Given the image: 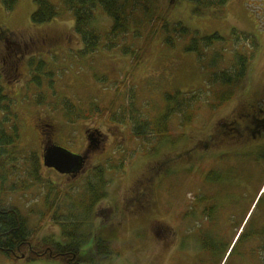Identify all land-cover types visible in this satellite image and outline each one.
Here are the masks:
<instances>
[{
	"label": "rangeland",
	"instance_id": "374dc122",
	"mask_svg": "<svg viewBox=\"0 0 264 264\" xmlns=\"http://www.w3.org/2000/svg\"><path fill=\"white\" fill-rule=\"evenodd\" d=\"M49 2L59 15L48 24H32L31 16L37 8L34 0H17L13 11L4 10L6 13L0 19V25L7 30L9 37L12 35V40L20 45L29 48L30 40L35 44L37 38L45 39L44 44L34 50L30 47L28 51V60L32 57L37 60L33 61L32 70L26 67V58L25 64L18 63L15 83L12 75L0 81L3 94L13 103L11 110L15 119L10 118L8 126L16 123L18 127L17 142L9 161H17L16 174L26 178L22 183L14 181L9 173L0 175V209L17 208L29 232L38 227L37 240L49 237L58 240V222L51 220L50 216L42 219L51 203V215L57 210L58 216L68 215V203L61 202L63 199L56 200L55 189L71 191L70 186L83 183L93 167H105L111 170L105 174L104 198L95 207L93 224L97 229L94 228V234H99L112 252L108 258L95 261V264H182L178 242L184 227L183 180L189 174L197 176L196 162L189 160L184 152L193 146L196 138L204 140L207 136H202L201 132L211 131L216 124L215 112L206 104L214 99L208 94V102L195 105L189 123L172 117L167 123V132L160 135L162 138L149 142L135 138L129 120L119 124L112 122L111 116L115 113L122 115L132 104L135 113L142 121H148L155 133L157 121L166 109V95L177 92L197 94L198 90L205 88L203 82L211 69L203 68L193 53L186 52L188 39L177 38L173 31V25L178 22L197 31L200 36L218 33L229 39L232 28L251 36L256 45L255 56L251 59L247 83L241 85V91L249 80L260 82L264 78V0H228L222 9L205 10L201 14L194 13V4L185 0H138L131 5V29L135 33V23H140L137 29L141 30L140 38L129 35L126 40L121 39L122 44L119 43L115 50L107 51L101 45L92 54L82 53L81 41L72 30L73 16L63 2ZM144 5L149 6L147 18ZM150 16L162 17L168 28L157 30L149 37L151 23L146 21L151 20ZM111 23L101 8H97L95 27L102 38ZM142 26L145 30L141 29ZM169 38L173 45L167 41ZM121 45L141 50L136 66H133L131 56L121 53ZM226 57L230 59V54L227 53ZM39 62H43L44 67L39 71L40 75L36 73L40 76V86L37 87L28 82L36 76L34 72ZM26 83L29 85L25 87ZM254 89L251 99L260 92ZM240 94L243 95L237 92L235 97ZM42 98L44 101H40ZM233 106H227L220 113L221 119H232ZM107 109L110 114L102 120L101 112ZM5 115H0V120ZM44 129L52 133L51 142L46 140L45 146L40 134ZM50 145L79 155L86 153L83 169L79 173L63 175L46 167L42 146L45 149ZM31 155L37 156L39 183L28 179L24 172V160ZM139 182H143L142 185L139 186ZM15 184H18L17 190L11 191L10 187ZM187 186L189 191L196 189L194 181ZM140 191L146 196L136 194ZM133 193L143 201L144 212L129 211ZM78 202L79 198L73 200L74 209L79 208ZM91 240L83 246L82 256H88ZM0 264L63 263L56 259L14 263L0 254Z\"/></svg>",
	"mask_w": 264,
	"mask_h": 264
},
{
	"label": "trees",
	"instance_id": "16d2710c",
	"mask_svg": "<svg viewBox=\"0 0 264 264\" xmlns=\"http://www.w3.org/2000/svg\"><path fill=\"white\" fill-rule=\"evenodd\" d=\"M61 1L73 16L74 24L72 30L81 41L83 54H92L101 45L107 51H112L118 48V44H122L129 35L135 39L141 36V30H137L141 26L140 23L138 25L135 23V33L131 29L133 25L131 24L133 23V8H131V5L133 6V3H137L138 0ZM185 1L194 4L195 8L193 12L196 14H201L205 10L222 9L228 2V0ZM34 2L37 8L31 16L32 24L45 25L59 15L56 7L49 0H34ZM16 3L17 0H3L7 12L13 11ZM147 7L149 6L144 5L145 18L149 17L146 16ZM97 8H101L103 13L112 22L104 38L98 34L95 27ZM146 22L151 23L148 31L149 37L153 36L157 30H166L168 28L166 21L160 16L151 17V20ZM141 29L145 30L143 26ZM173 31L177 34V38L188 39L186 52L193 53L198 61L202 63L203 68H209L211 72L209 74L206 73L207 76L203 82L205 88L198 90L197 94L195 92H177V94L165 96L166 109L163 111L161 119L157 121V131L155 133L152 131L150 123L142 121L140 116L135 113L132 104H130L129 111H125L122 115L112 114V122L123 124L129 120L132 124V133L135 138L143 139L146 142L154 138L161 139L160 135L167 132V123L172 117L179 118L178 120L181 119V122L183 120V122L189 123L192 119V113H194L193 108L198 103L208 102L206 99L208 94L212 96L214 101L206 104L213 111L220 104L231 100L235 96L236 88L246 82L251 59L255 56L254 49L256 45L252 41L251 36L235 28H232L229 39L218 33L200 36L197 31H191L179 22L173 25ZM4 38V41L0 43V81L1 78L7 77L9 79V75H12V81L15 83L17 81L15 76L18 75L17 67L19 62L25 64V59L27 58L26 67H29L30 70L34 68L33 61H37L35 57L28 60V51L30 47L34 50V47H23V44L20 45V43L13 41L7 33H5ZM167 41L173 45L171 38ZM121 47V53L131 56L133 66H136L139 62L137 56L141 50L135 51L131 46L126 45H121ZM227 53L230 54V59L226 57ZM37 65L38 67L34 74L38 73L40 75L39 71L44 67V63L39 62ZM38 75L36 74L33 80L28 83H32L37 87L40 86V76ZM49 76L51 77L52 74L50 73ZM28 83H26L25 87L29 85ZM42 100L44 101L43 98L40 101ZM40 101L38 102L40 103ZM12 105L11 99L3 94V87L0 85V115L4 116L6 114L4 119L0 120V175L3 176L5 173H9L10 176L15 178L14 181L18 182L26 180V178L16 174L18 172V162L10 163L9 161L13 153L14 144L18 138L16 123L8 126L10 118L15 119L12 115ZM109 114L110 111L108 109L103 110L100 118L103 120ZM40 134L43 143H46V140L51 142L52 133L44 129L40 130ZM44 146H42L43 151ZM7 160L9 163H6ZM24 161L26 163L24 172L28 174L26 177L35 183H39L37 156L31 155ZM121 166L117 168V171H119ZM108 170L111 169L93 167L90 173L87 172L83 183L75 187L70 186L72 188L71 191L62 192L60 189H55L56 200L63 199L61 202L68 203L66 208L68 215L58 216V210L51 215L53 209V203H51L42 215V219L50 216L51 220H55L56 223L58 222L60 232L58 240L53 237L37 240L35 235L39 232L38 227L32 233L29 232L25 220L20 216L17 208L0 209V254L14 263L20 260L31 263L38 260L56 259L62 261L63 264H95V261L108 258L112 251L109 250L108 243L102 240L99 234H94L96 226L93 224V219L96 216L95 207L104 198L105 174ZM22 183L24 182L22 181ZM15 185L10 187L11 191L17 190L18 184ZM75 198H79L78 209H74V205L72 204ZM48 203H50L49 198H47ZM74 212L78 213V215L80 214V216L82 214V219L79 220L80 216L74 215ZM86 225L89 228L88 230L87 227L85 228ZM91 238L88 256H82V248Z\"/></svg>",
	"mask_w": 264,
	"mask_h": 264
},
{
	"label": "flooded vegetation",
	"instance_id": "af4514ba",
	"mask_svg": "<svg viewBox=\"0 0 264 264\" xmlns=\"http://www.w3.org/2000/svg\"><path fill=\"white\" fill-rule=\"evenodd\" d=\"M4 10L0 0V19ZM6 32L1 24L0 43ZM44 41L37 38L29 45ZM252 82L242 91L241 85L236 88L235 94L243 95L216 108V124L202 133L207 137L196 138L184 152L196 162L197 176L183 180L184 227L178 242L182 264H264V78ZM253 86L260 90L255 99L250 98ZM231 105L232 119H221L220 113ZM193 181L196 189L189 191ZM136 194L129 211L144 212Z\"/></svg>",
	"mask_w": 264,
	"mask_h": 264
},
{
	"label": "water",
	"instance_id": "95a60500",
	"mask_svg": "<svg viewBox=\"0 0 264 264\" xmlns=\"http://www.w3.org/2000/svg\"><path fill=\"white\" fill-rule=\"evenodd\" d=\"M43 163L60 174L79 173L86 161L85 155H78L60 146L50 145L43 152Z\"/></svg>",
	"mask_w": 264,
	"mask_h": 264
}]
</instances>
